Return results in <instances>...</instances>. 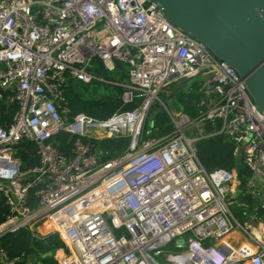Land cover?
Listing matches in <instances>:
<instances>
[{"label":"built area","instance_id":"1","mask_svg":"<svg viewBox=\"0 0 264 264\" xmlns=\"http://www.w3.org/2000/svg\"><path fill=\"white\" fill-rule=\"evenodd\" d=\"M95 60L107 70L127 63L118 83L132 108L104 118L70 110L67 77L90 82ZM180 81L194 84L193 114L158 97ZM3 91L18 107L0 124V236L22 226L57 233L67 246L57 264H264V110L239 71L156 1L0 0ZM157 99L171 129L142 137ZM60 131L74 135L69 155L54 144ZM219 134L248 168L244 181L200 160L195 142ZM117 135L126 149L101 160L89 138ZM23 140L37 146L33 165L17 156ZM238 196L243 221L230 207ZM185 233V251L157 258ZM22 258L0 245V264Z\"/></svg>","mask_w":264,"mask_h":264},{"label":"trees","instance_id":"2","mask_svg":"<svg viewBox=\"0 0 264 264\" xmlns=\"http://www.w3.org/2000/svg\"><path fill=\"white\" fill-rule=\"evenodd\" d=\"M127 63L116 60L113 70L96 67L97 77L90 82H83L73 77H67L64 85L66 103L72 112L83 111L95 117H107L118 110L132 108L135 102H125L122 98L123 86L118 82H123L127 78ZM107 71H113L114 76H108ZM181 89L174 94L180 101L181 109L193 114L195 111V101L197 94L194 84L190 87L185 83ZM18 104L15 100L8 98V91H3L0 95V124L6 126L12 119ZM154 124L151 136H159L170 130L171 124L166 111L159 110L154 116ZM84 140L87 137L83 136ZM92 147H98L101 151V160H107L122 153L128 143L126 136H111L103 138H89ZM54 144L58 149L66 154L71 153L74 135L60 131L53 136ZM199 158L206 168L221 166L230 170H236L237 174L244 181V174L248 173V168L244 164H239L240 159L233 154V145L222 135L211 136L199 141ZM37 146L35 142L23 140L19 144L17 156L24 164L33 165L37 162ZM242 160V159H241ZM242 162V161H241ZM8 207L0 193V222L4 219ZM0 245L5 249L9 257L23 255L22 261L28 257H33L39 264H57L55 250L58 247L65 248L64 240L57 233H41L37 228L22 226L14 230L3 233L0 236Z\"/></svg>","mask_w":264,"mask_h":264},{"label":"water","instance_id":"3","mask_svg":"<svg viewBox=\"0 0 264 264\" xmlns=\"http://www.w3.org/2000/svg\"><path fill=\"white\" fill-rule=\"evenodd\" d=\"M153 1L234 66L264 110V0Z\"/></svg>","mask_w":264,"mask_h":264},{"label":"rangeland","instance_id":"4","mask_svg":"<svg viewBox=\"0 0 264 264\" xmlns=\"http://www.w3.org/2000/svg\"><path fill=\"white\" fill-rule=\"evenodd\" d=\"M95 63L98 64L97 67H101V63L98 60H95ZM126 67L128 68V65H126ZM108 76H114V72L113 71H107L106 73ZM184 82L180 81L177 82L176 84H174L173 86H169L170 89V93L167 94L165 89L161 90L158 94V97L162 100L163 103H165V105H167V107H169V109L172 112H178L181 107H180V101L176 98L175 96V92L181 89V86L184 85ZM159 99L155 100L154 102L151 103L145 122H144V126L142 129V137H145L146 135H148L149 133H151L152 128H153V124H154V116L156 115V113H158L159 110H165L164 105ZM166 111V110H165ZM171 129V128H170ZM127 137V136H126ZM128 143H129V138H128ZM127 143V145H128ZM199 141L195 142V145L198 147L199 146ZM97 149H99L97 147ZM234 154V153H233ZM235 158H239L240 162L239 164H243L241 161V157L238 154H234ZM217 166H213V167H208L207 169H211ZM235 174H237L236 170H232ZM238 175V174H237ZM239 176V175H238ZM243 203V199L241 197H236L235 201L232 203L230 202V207L231 210L233 211V213L235 214V216L240 220L243 221L247 216L246 214L242 213V209L244 208V206L242 205ZM187 235L188 233L182 234L181 237H183L186 240V243L182 246H176L174 241L169 242L168 244L164 245L161 247L162 250V254L159 255L157 258L159 260L165 261L164 259V254L169 253V254H177L180 252H183L187 249ZM67 254V246L65 244V248L64 247H58L55 250V257L57 258V262L63 257H65ZM61 261V260H60Z\"/></svg>","mask_w":264,"mask_h":264},{"label":"crops","instance_id":"5","mask_svg":"<svg viewBox=\"0 0 264 264\" xmlns=\"http://www.w3.org/2000/svg\"><path fill=\"white\" fill-rule=\"evenodd\" d=\"M47 225L43 224V229H45ZM62 238V237H61ZM63 239V238H62ZM65 242V241H64ZM66 244V243H65ZM59 262V261H58ZM57 262V263H58ZM22 264H39L35 262V259L33 257H28L26 260L22 262Z\"/></svg>","mask_w":264,"mask_h":264}]
</instances>
